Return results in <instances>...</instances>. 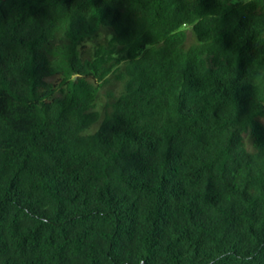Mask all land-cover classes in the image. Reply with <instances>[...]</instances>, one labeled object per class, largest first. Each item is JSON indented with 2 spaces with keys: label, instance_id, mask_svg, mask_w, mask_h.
<instances>
[{
  "label": "trees",
  "instance_id": "1",
  "mask_svg": "<svg viewBox=\"0 0 264 264\" xmlns=\"http://www.w3.org/2000/svg\"><path fill=\"white\" fill-rule=\"evenodd\" d=\"M0 264H264V0H0Z\"/></svg>",
  "mask_w": 264,
  "mask_h": 264
},
{
  "label": "rangeland",
  "instance_id": "2",
  "mask_svg": "<svg viewBox=\"0 0 264 264\" xmlns=\"http://www.w3.org/2000/svg\"><path fill=\"white\" fill-rule=\"evenodd\" d=\"M232 1L234 3H241V2H247L250 0H232ZM187 34H188V38L185 44L186 49L190 48L192 45L196 44L197 42L196 36L191 28H188ZM106 37L110 38L111 35H109V33L104 32L102 36L98 39V41L104 42ZM121 90H122V83L117 81L115 77H112L111 81L105 84L100 91V95L98 99L99 110H101L102 112L109 110L113 102L119 96ZM98 127L99 125H95L93 128L89 130V132H94L95 130L98 129Z\"/></svg>",
  "mask_w": 264,
  "mask_h": 264
}]
</instances>
